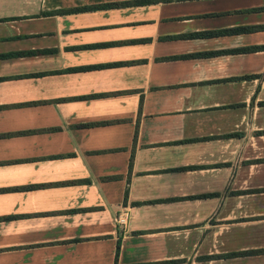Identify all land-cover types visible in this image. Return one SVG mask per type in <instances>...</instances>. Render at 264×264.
Returning <instances> with one entry per match:
<instances>
[{
	"label": "crops",
	"instance_id": "0c3cea01",
	"mask_svg": "<svg viewBox=\"0 0 264 264\" xmlns=\"http://www.w3.org/2000/svg\"><path fill=\"white\" fill-rule=\"evenodd\" d=\"M0 264H264V0H0Z\"/></svg>",
	"mask_w": 264,
	"mask_h": 264
},
{
	"label": "built area",
	"instance_id": "2783aa9c",
	"mask_svg": "<svg viewBox=\"0 0 264 264\" xmlns=\"http://www.w3.org/2000/svg\"><path fill=\"white\" fill-rule=\"evenodd\" d=\"M128 217H129L128 208H122L119 211V214L115 218V222L117 226L125 230L128 223Z\"/></svg>",
	"mask_w": 264,
	"mask_h": 264
},
{
	"label": "trees",
	"instance_id": "16d2710c",
	"mask_svg": "<svg viewBox=\"0 0 264 264\" xmlns=\"http://www.w3.org/2000/svg\"><path fill=\"white\" fill-rule=\"evenodd\" d=\"M70 12H72V11H70ZM8 56H16V55L14 54V55H8Z\"/></svg>",
	"mask_w": 264,
	"mask_h": 264
}]
</instances>
